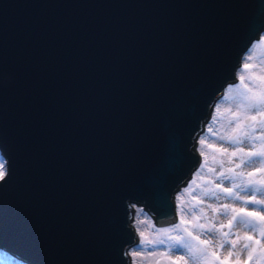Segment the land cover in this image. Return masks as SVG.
I'll use <instances>...</instances> for the list:
<instances>
[{
  "label": "water",
  "instance_id": "95a60500",
  "mask_svg": "<svg viewBox=\"0 0 264 264\" xmlns=\"http://www.w3.org/2000/svg\"><path fill=\"white\" fill-rule=\"evenodd\" d=\"M263 36L264 0H0V253L129 264L132 204L175 222L194 140Z\"/></svg>",
  "mask_w": 264,
  "mask_h": 264
},
{
  "label": "rangeland",
  "instance_id": "374dc122",
  "mask_svg": "<svg viewBox=\"0 0 264 264\" xmlns=\"http://www.w3.org/2000/svg\"><path fill=\"white\" fill-rule=\"evenodd\" d=\"M261 99L264 36L236 70L235 82L215 100L194 140L200 161L173 195L175 222L157 228L140 205L132 204L130 223L137 238L127 249L129 264H246L247 260L261 264L257 260L264 254V220L259 218L264 215V163L255 156L249 160L248 155L264 153V111L257 114L250 107ZM247 116L251 120L246 123L243 119ZM3 173L0 156V177ZM248 184L255 186L252 195L245 190ZM224 188L231 189V195ZM253 197L259 203L246 202ZM233 208L244 211L233 212ZM249 212L258 214L255 221L261 227L235 215ZM177 241L190 248L176 254ZM137 243L141 248L131 252ZM253 250L258 253L255 258L250 256ZM5 264L21 263L11 258Z\"/></svg>",
  "mask_w": 264,
  "mask_h": 264
},
{
  "label": "snow or ice",
  "instance_id": "6c2138e0",
  "mask_svg": "<svg viewBox=\"0 0 264 264\" xmlns=\"http://www.w3.org/2000/svg\"><path fill=\"white\" fill-rule=\"evenodd\" d=\"M246 67H247V65H246ZM250 107L253 109H256L257 114H260L261 111H264V99L254 101L253 103L250 104ZM248 155H249V160H252V158L255 156L256 159L261 161V163H264V153H249ZM217 187H219V185H217ZM233 187H240V185H233ZM254 187H255L254 185L248 184V185H245V190L247 191V193L249 195H252ZM223 191L228 193L229 195H231V189L224 188ZM246 202L247 203H259V201L255 200L254 197L251 201H246ZM223 207L225 209H227L228 205H224ZM232 210H233V212H236V211L243 212L244 211L243 209H236V208H233ZM262 211H264V209H262ZM245 214L246 215H258L257 213H254V212H249V213H245ZM259 218L261 220H264V215H261ZM173 227H175V225H173ZM184 247L190 248V245L182 244L181 241H177V247L175 249V253L178 255H181L182 254V248H184ZM140 248H141V245L139 243H137V247L134 249H130V251L136 252Z\"/></svg>",
  "mask_w": 264,
  "mask_h": 264
},
{
  "label": "trees",
  "instance_id": "16d2710c",
  "mask_svg": "<svg viewBox=\"0 0 264 264\" xmlns=\"http://www.w3.org/2000/svg\"><path fill=\"white\" fill-rule=\"evenodd\" d=\"M237 217H239L240 219H244L246 221H252L253 223L256 224L257 227H261L262 224H260L259 222H256L255 221V216L254 215H246L244 213H238V214H235ZM171 226V225H169ZM156 227V226H155ZM158 228V227H157ZM170 236H173V235H170ZM250 256H253L254 258L256 256H258V253L255 252L254 250L251 252ZM3 258V260H1ZM0 264H5L9 261H11V258L3 253H0ZM259 263L261 264H264V254H261L260 255V260H257ZM222 264H234L233 262H224ZM246 264H254L252 260H247V263Z\"/></svg>",
  "mask_w": 264,
  "mask_h": 264
},
{
  "label": "bare ground",
  "instance_id": "6f19581e",
  "mask_svg": "<svg viewBox=\"0 0 264 264\" xmlns=\"http://www.w3.org/2000/svg\"><path fill=\"white\" fill-rule=\"evenodd\" d=\"M227 86H228V85H227ZM227 86H226V88H227ZM226 88H225V89H226ZM130 221H131V220H130ZM130 225H131V223H130Z\"/></svg>",
  "mask_w": 264,
  "mask_h": 264
},
{
  "label": "built area",
  "instance_id": "2783aa9c",
  "mask_svg": "<svg viewBox=\"0 0 264 264\" xmlns=\"http://www.w3.org/2000/svg\"><path fill=\"white\" fill-rule=\"evenodd\" d=\"M132 212V211H131ZM131 217H132V213H131Z\"/></svg>",
  "mask_w": 264,
  "mask_h": 264
}]
</instances>
